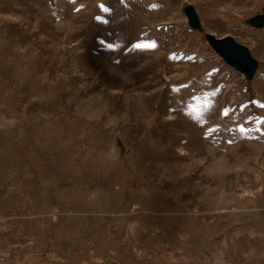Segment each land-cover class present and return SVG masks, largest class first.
<instances>
[{"label": "rangeland", "instance_id": "1", "mask_svg": "<svg viewBox=\"0 0 264 264\" xmlns=\"http://www.w3.org/2000/svg\"><path fill=\"white\" fill-rule=\"evenodd\" d=\"M257 14L264 0H0V264H264ZM205 34L244 46L253 77Z\"/></svg>", "mask_w": 264, "mask_h": 264}, {"label": "water", "instance_id": "2", "mask_svg": "<svg viewBox=\"0 0 264 264\" xmlns=\"http://www.w3.org/2000/svg\"><path fill=\"white\" fill-rule=\"evenodd\" d=\"M183 14L189 28L200 30L196 13L191 6H184ZM246 23L251 27L260 28L264 23V16L262 14H257L250 17ZM204 39L209 48L218 55L225 64L240 73L246 80H250L253 77L257 63L244 46L239 45L230 37L216 39L212 35L205 34Z\"/></svg>", "mask_w": 264, "mask_h": 264}, {"label": "bare ground", "instance_id": "3", "mask_svg": "<svg viewBox=\"0 0 264 264\" xmlns=\"http://www.w3.org/2000/svg\"><path fill=\"white\" fill-rule=\"evenodd\" d=\"M264 16V15H263ZM200 25V24H199ZM264 27V23H263V25L260 27V28H257V29H262ZM200 30H201V25H200ZM199 30V31H200ZM210 35V34H209ZM257 63V62H256Z\"/></svg>", "mask_w": 264, "mask_h": 264}, {"label": "snow or ice", "instance_id": "4", "mask_svg": "<svg viewBox=\"0 0 264 264\" xmlns=\"http://www.w3.org/2000/svg\"><path fill=\"white\" fill-rule=\"evenodd\" d=\"M136 47H140V45H136Z\"/></svg>", "mask_w": 264, "mask_h": 264}]
</instances>
